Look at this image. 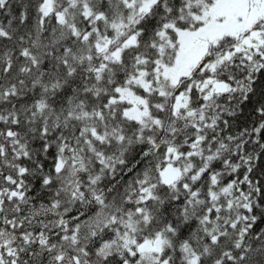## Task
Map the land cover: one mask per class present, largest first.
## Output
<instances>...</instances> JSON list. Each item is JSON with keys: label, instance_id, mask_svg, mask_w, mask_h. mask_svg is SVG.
<instances>
[{"label": "snow or ice", "instance_id": "6c2138e0", "mask_svg": "<svg viewBox=\"0 0 264 264\" xmlns=\"http://www.w3.org/2000/svg\"><path fill=\"white\" fill-rule=\"evenodd\" d=\"M0 264H264V0H0Z\"/></svg>", "mask_w": 264, "mask_h": 264}]
</instances>
